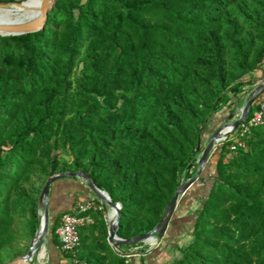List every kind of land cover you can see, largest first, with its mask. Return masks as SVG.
<instances>
[{"label":"trees","instance_id":"trees-1","mask_svg":"<svg viewBox=\"0 0 264 264\" xmlns=\"http://www.w3.org/2000/svg\"><path fill=\"white\" fill-rule=\"evenodd\" d=\"M263 62L264 0H56L42 30L0 36V253L15 241L20 186L37 166L46 173L55 148L119 204V238L153 230L227 91ZM242 141L217 147L189 238L169 264H264V125ZM48 207L58 264L55 230L71 209H54L51 195ZM37 211L34 202L33 232ZM90 214L77 248L61 255L134 264L108 245L103 212Z\"/></svg>","mask_w":264,"mask_h":264},{"label":"rangeland","instance_id":"rangeland-1","mask_svg":"<svg viewBox=\"0 0 264 264\" xmlns=\"http://www.w3.org/2000/svg\"><path fill=\"white\" fill-rule=\"evenodd\" d=\"M25 1L27 0H13L12 3L19 4ZM0 3L5 2L0 1ZM259 70H262V76H264V62ZM244 80L246 81V83L245 86L241 88V90L229 89L227 91L226 95L228 98H230L229 102L212 118V120L204 128L203 133L201 134L199 139L200 151L203 150V148L206 146L211 134L215 131V129L222 126L224 123L229 122L230 119L235 120L239 117L241 113L240 111L246 103L248 97L252 92L255 91L256 86L261 83L260 77L259 79H255L253 77H245ZM258 95L256 96L255 100L258 99ZM0 124V130H3L7 127L5 125L7 123L5 122H1ZM216 149L217 147H215L213 153L210 155L208 162L205 164L201 172L200 177L204 178L205 181L201 183L198 180L184 195L179 198L177 207L174 211L165 235L161 239L156 240L155 238H149L148 240L143 242H138L129 246L122 245L120 247L121 252L125 253L128 257H131L134 264H140V256H142V252H144L143 258L145 264H169L174 258H177L179 256L178 248L182 247L189 238L188 234L190 232L193 218L195 216V211L204 198L207 186L210 182V177L214 172L215 161L217 158ZM198 158L199 152L197 153L196 161L198 160ZM71 160L72 157L69 153L62 151L61 149H53L49 155L43 158V165H45L47 168L46 173L41 174L40 168L37 166L31 172L30 180L20 186L18 193L25 194L26 199H24L22 203H19L17 207V211L15 212V223L13 226L15 241L0 253V264H8L17 258L23 257L31 249L39 233L42 223L44 204L39 201L41 190L46 180L50 176L54 174L71 172V168L69 166ZM53 166H57L56 171L51 170ZM197 169V163L195 162V164L190 168L189 175L182 176L180 183L183 184L189 178L193 177ZM78 179L80 180L83 188L81 190L90 192L85 183L80 178ZM30 188L33 189V192L29 191ZM92 195L95 201L103 203L96 195H94L93 193ZM34 202H36V206L38 208L37 215L39 225L33 232L31 227L30 214L31 206ZM52 206L54 208L55 204H53ZM104 207V219L106 224H108L109 221L111 223V218L114 213L113 210L108 206L104 205ZM48 233L49 232L47 231L41 241V244L35 250L32 264H50L49 261L51 260L53 249L51 250V248H49L48 246ZM111 248L113 250L116 249V247ZM55 252L58 264H82V262L76 260L74 256H62L59 249H56Z\"/></svg>","mask_w":264,"mask_h":264},{"label":"water","instance_id":"water-1","mask_svg":"<svg viewBox=\"0 0 264 264\" xmlns=\"http://www.w3.org/2000/svg\"><path fill=\"white\" fill-rule=\"evenodd\" d=\"M55 2L56 0H42L41 6H40L39 18L26 22V23H22V24H17V25H12V26H0V30L5 32V33H0V36H16V35H22V34H26L30 32H36L38 30H42L45 24L47 15L52 9ZM10 4L11 3H7V2L0 3V9H5ZM263 90H264V80H262L261 83L258 86H256L255 91L250 94L246 103L242 107L240 111L241 113L237 119L235 120L230 119L229 122H226L222 126L215 129V131L211 134L210 139L208 143L206 144V146L203 148V150L200 151V142L199 141L197 142L195 150L197 153L199 152V158L196 161L198 169L193 177L189 178L185 183L179 184L178 188L174 192L172 199L168 202L161 219L159 220V222L157 223V225L154 227L153 230H151L148 233L135 236L129 240H124V239L119 238L116 235L117 224H118V220L120 217V210H119L120 206L118 203L112 202L109 196L104 191L97 189L88 179V177L81 171H71V172H65V173H60V174H54L46 180L41 190V193L39 195V201L44 204L43 223L41 226L39 236H37L35 243L33 244L31 249L27 252L25 256L17 258L8 264H18V263L28 264V260L30 259L32 250H36L39 247L42 239L44 238V235L48 231V225H49L48 196H49V191H50V185L54 183L55 181L64 179V178H80L85 183L86 187L94 195H96L104 203V205L108 206L110 209H113L115 211L114 221L112 223L109 222L107 224L106 241L109 246L115 247L119 245L135 244L138 242L146 241L149 238H155L156 240L161 239L165 235L168 229V226L170 224L174 211L177 207L179 198L182 195H184L190 189V187H192L193 184L199 180L201 176V172L205 164L208 162L210 155L213 153L218 140L221 139L222 135H225V136L228 135L229 130L225 132V129L227 127L229 129L236 128L239 124H241L245 120L254 99Z\"/></svg>","mask_w":264,"mask_h":264},{"label":"built area","instance_id":"built-area-1","mask_svg":"<svg viewBox=\"0 0 264 264\" xmlns=\"http://www.w3.org/2000/svg\"><path fill=\"white\" fill-rule=\"evenodd\" d=\"M262 125H264V95H258V99L255 100V107L252 114L250 116H246L245 120L236 128H230L228 135H222L221 139L218 140L215 147L220 146L224 141L229 139L232 141V144L230 146L231 151H236L237 148H244L242 138L248 136L253 128ZM104 210L105 207L103 203H95L92 200H87L75 204L71 208V212L63 214L60 220V224L55 230V235L59 243L58 249L60 253H68L74 251L75 248H77V246L79 245L80 227L89 225L93 222V217L90 212L104 213Z\"/></svg>","mask_w":264,"mask_h":264},{"label":"crops","instance_id":"crops-1","mask_svg":"<svg viewBox=\"0 0 264 264\" xmlns=\"http://www.w3.org/2000/svg\"><path fill=\"white\" fill-rule=\"evenodd\" d=\"M0 1L5 2L8 0ZM262 75V70H259L252 73L250 77L255 79H259L260 77V81H262L264 80V76ZM78 180V178L60 179L50 185L49 195H51L52 205L55 204L54 209L68 210L71 209L74 204L94 199L91 191L86 192L85 190H81L83 188L80 180Z\"/></svg>","mask_w":264,"mask_h":264},{"label":"bare ground","instance_id":"bare-ground-1","mask_svg":"<svg viewBox=\"0 0 264 264\" xmlns=\"http://www.w3.org/2000/svg\"><path fill=\"white\" fill-rule=\"evenodd\" d=\"M41 3H42V0H27L19 4L11 3L7 8L0 9V26H12V25H17V24H22V23H26V22L39 18ZM0 33H5V32L0 30ZM228 130L229 128L227 127L225 129V132ZM113 213L114 214L112 215L111 223L115 219L114 210H113ZM42 223H43V215H42ZM42 223H41V226H42ZM40 230H41V227H40ZM40 230L37 236H39ZM34 253H35V250H32V254L30 256V259L28 260V264L33 263ZM18 264H25V263H18Z\"/></svg>","mask_w":264,"mask_h":264}]
</instances>
